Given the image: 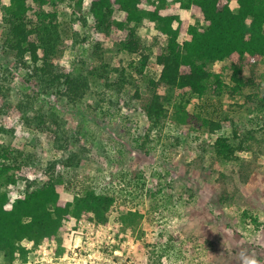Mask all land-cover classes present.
<instances>
[{
  "label": "rangeland",
  "instance_id": "374dc122",
  "mask_svg": "<svg viewBox=\"0 0 264 264\" xmlns=\"http://www.w3.org/2000/svg\"><path fill=\"white\" fill-rule=\"evenodd\" d=\"M231 7L235 10L236 3ZM168 8L180 19L188 18L178 4L169 3ZM114 16L121 19L123 14ZM60 21L66 32L57 62L89 85L75 105L43 91L27 70L14 68V54L6 49L8 25L0 11V145L30 162L11 172L20 180L5 190L16 198L27 184L38 187L50 180L62 200L71 201L85 189L116 199L107 225L91 220V215L66 219L64 250L58 254L54 243L55 256L63 258L81 236L82 249L86 238L107 242L116 264H136L138 247L149 250L156 264H264V129L259 127L264 100L255 87L264 89V58L255 77L244 69L243 76H250L254 85L243 87L240 95L160 90L170 98L169 114L171 105L187 102L186 110L196 119L177 125L167 118L166 127L152 130L141 107L150 98V81L158 79L160 66L149 60L139 73V63L131 62L136 58L111 47L105 34L93 32L87 1L75 12L64 4ZM146 31L149 36L151 31ZM202 119L220 128L210 132L202 127ZM236 126L252 130L253 138L229 160L218 158L216 138L238 147L240 141L232 134ZM134 210L142 214L141 235L137 229H123L118 220ZM244 211L258 217L259 228L242 216ZM55 256L40 257L48 264L70 262ZM30 257L26 264L39 255Z\"/></svg>",
  "mask_w": 264,
  "mask_h": 264
},
{
  "label": "trees",
  "instance_id": "16d2710c",
  "mask_svg": "<svg viewBox=\"0 0 264 264\" xmlns=\"http://www.w3.org/2000/svg\"><path fill=\"white\" fill-rule=\"evenodd\" d=\"M85 1L93 18V32L105 34L111 47L128 58H136L131 62L139 63V73L149 60L160 66L158 79L150 81V98L141 107L152 130L166 127L167 118L177 125L193 123L196 119L195 114L186 110L187 102L171 105L173 111L169 114L166 105L170 98L161 95L160 90H166L165 93L190 91L198 96H235L240 95L243 87L254 85L251 77H255L259 62L264 58V0H0L2 20L8 25L6 49L14 54V68L27 70L26 75L41 83L43 91L53 92L68 104L79 103L89 85L82 76L68 72L58 63L63 55L62 36L66 32L60 21V9L67 4L73 12L80 11ZM232 2L236 3L235 10ZM169 3L178 4L189 14L188 18L182 20L172 13ZM116 12L123 17L116 18ZM82 20L86 24V18ZM146 30L151 31L149 36ZM94 48H99V42ZM217 63L221 65L219 69L214 68ZM244 69L250 71L251 77L243 76ZM255 87L264 100V89ZM200 121L210 132L220 128L209 119ZM259 127L264 129V119ZM252 133L250 129L236 126L232 134L240 141L238 147L229 144L226 138H216L215 155L229 160L237 151L246 149L244 142L253 138ZM14 151L0 145L3 264L17 261L25 264L33 250L44 242L56 243L59 248L56 251L62 254V234L68 218L91 215V220L108 224L116 199L96 189L82 190L71 201H66L60 199L54 183L49 180L38 187L27 184L23 194L13 198L5 188L16 185L20 177L11 172L30 163L18 160ZM242 216L259 228L256 215L244 211ZM118 220L122 228L137 229V235L142 234L138 229L142 220L139 211H127ZM24 241L31 242L32 246L28 248ZM150 254L145 247H138L136 264H156Z\"/></svg>",
  "mask_w": 264,
  "mask_h": 264
},
{
  "label": "built area",
  "instance_id": "2783aa9c",
  "mask_svg": "<svg viewBox=\"0 0 264 264\" xmlns=\"http://www.w3.org/2000/svg\"><path fill=\"white\" fill-rule=\"evenodd\" d=\"M81 230L83 231L84 228ZM72 234H73V232H72ZM91 234H92V232H91ZM94 238L96 239L95 236H94ZM76 241H77V243L74 242V244H72V245L68 244L69 245L68 250L70 249V252H67L65 255H63L64 256L63 258L55 256L56 244H54V243L50 244L48 242H44L41 245L37 246L33 250V252L31 253V254L39 255V257H33L32 258V263L33 264H48L47 261H45V260L43 263V257H46V260H47L48 255L50 256V254H54L55 257H53V258L57 257L56 259H58V260H61V261L70 260V262H68L67 264H102V262L103 263L109 262L110 264H116L114 259H112L110 255H108V253H110V251L106 249V247L108 245L107 242L105 245L104 242L99 243L97 241H94L93 238L92 239L86 238V242H84L86 247L84 249H82V247L80 245L83 241L82 237L80 236V238H79L76 236ZM29 243H30V245H27L28 248H30L32 246V243L31 242H29ZM102 244H104V246ZM113 252L115 255H117V253H118L117 250H115ZM41 255L43 256L42 258L40 257ZM29 259H31L30 256H29ZM52 260H54V259H52ZM28 264H31V261L30 262L28 261Z\"/></svg>",
  "mask_w": 264,
  "mask_h": 264
}]
</instances>
